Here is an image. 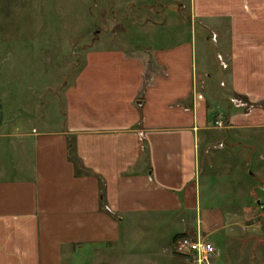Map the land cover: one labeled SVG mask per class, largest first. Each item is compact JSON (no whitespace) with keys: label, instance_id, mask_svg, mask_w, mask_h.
Instances as JSON below:
<instances>
[{"label":"crops","instance_id":"0c3cea01","mask_svg":"<svg viewBox=\"0 0 264 264\" xmlns=\"http://www.w3.org/2000/svg\"><path fill=\"white\" fill-rule=\"evenodd\" d=\"M177 12L213 26L212 100L189 30L89 48L59 126L0 104V264H196L183 235L203 264H264V0Z\"/></svg>","mask_w":264,"mask_h":264},{"label":"rangeland","instance_id":"374dc122","mask_svg":"<svg viewBox=\"0 0 264 264\" xmlns=\"http://www.w3.org/2000/svg\"><path fill=\"white\" fill-rule=\"evenodd\" d=\"M181 1L0 0V104L7 112L37 104L42 125L52 119L59 126L64 87L79 73L89 48L147 44L159 35L162 40L171 36V42L180 38L179 31L187 35L189 30L195 38L198 74H210L203 78L212 100L213 85L218 87L224 68L213 43V26L177 12Z\"/></svg>","mask_w":264,"mask_h":264},{"label":"built area","instance_id":"2783aa9c","mask_svg":"<svg viewBox=\"0 0 264 264\" xmlns=\"http://www.w3.org/2000/svg\"><path fill=\"white\" fill-rule=\"evenodd\" d=\"M173 250L178 254L191 255L196 264H203L213 254L214 246L208 240L183 235L174 241Z\"/></svg>","mask_w":264,"mask_h":264}]
</instances>
